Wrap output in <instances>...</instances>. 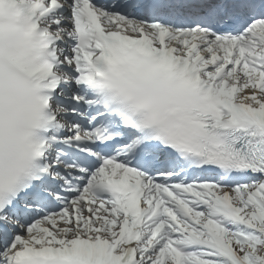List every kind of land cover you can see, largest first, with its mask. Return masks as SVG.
Returning <instances> with one entry per match:
<instances>
[{"label":"snow or ice","instance_id":"6c2138e0","mask_svg":"<svg viewBox=\"0 0 264 264\" xmlns=\"http://www.w3.org/2000/svg\"><path fill=\"white\" fill-rule=\"evenodd\" d=\"M0 264H264V0H0Z\"/></svg>","mask_w":264,"mask_h":264}]
</instances>
